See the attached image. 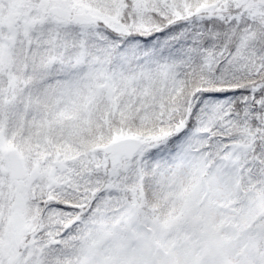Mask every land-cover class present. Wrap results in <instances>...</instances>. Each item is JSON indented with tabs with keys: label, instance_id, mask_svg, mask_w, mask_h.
Listing matches in <instances>:
<instances>
[{
	"label": "rangeland",
	"instance_id": "374dc122",
	"mask_svg": "<svg viewBox=\"0 0 264 264\" xmlns=\"http://www.w3.org/2000/svg\"><path fill=\"white\" fill-rule=\"evenodd\" d=\"M215 2L171 39L140 14L166 19L175 0H0V264H264V141L247 106L231 115L237 97L218 94L199 100L197 129L123 130L190 66L223 84L264 70V0ZM126 137L144 146L115 160L106 148Z\"/></svg>",
	"mask_w": 264,
	"mask_h": 264
},
{
	"label": "trees",
	"instance_id": "16d2710c",
	"mask_svg": "<svg viewBox=\"0 0 264 264\" xmlns=\"http://www.w3.org/2000/svg\"><path fill=\"white\" fill-rule=\"evenodd\" d=\"M177 4L173 3L166 10L167 17L164 19L158 11L152 10L150 18L147 14H140L142 18H147L150 21L152 30L150 32L152 35L156 33H162L171 37V39L176 36L175 33L186 32L183 28L185 27L186 22L195 23L202 21L204 17L203 10L208 8L212 3H216L217 0H175ZM125 3V2H124ZM177 5V6H176ZM238 11L236 8H230L229 10L221 11L218 13L213 11L214 20L223 22L232 21L236 15L235 11ZM131 16H136L139 13L137 2L133 4H126L125 13ZM222 14V16H221ZM213 17H206L204 21L208 23ZM226 18V19H225ZM170 20L169 23H166L167 20ZM189 23V25L191 24ZM179 24H183L180 26ZM149 25V23H148ZM166 26V27H165ZM112 36H115L118 32L115 28H111ZM109 30V27H108ZM197 29H192L187 34H194ZM125 35V33H123ZM161 34V36H162ZM185 34V33H182ZM208 34V33H207ZM180 35V34H179ZM206 37V36H205ZM213 36H210L212 38ZM208 38V36L206 37ZM205 39L204 35L202 40ZM208 46V45H207ZM199 68L190 66L186 68L183 77L181 78L177 89L173 93H169L166 97H162L156 100V103L153 107L152 114L148 117L146 121H140L137 119L133 125L126 124L123 125V130H128L134 132L136 136H156L158 138L161 131H164L165 128L171 126L179 125L180 131L184 130H194L197 127L201 126L200 121V109H199V100L208 96H215L218 94H229L231 93L237 97L236 101L233 100V103L230 107V114H237L239 117L242 116L245 106L249 108V118H248V127L249 134L252 137H256V143L262 145L264 141V111L262 108V103L260 99L262 97V91L264 90V70H261V73H250L245 81L241 79V75H235L232 80L228 83L223 84V82H217L218 80L209 75L208 79L206 75H200ZM199 76H196L195 74ZM215 73V72H214ZM263 75V77H262ZM235 102H238L235 104ZM140 125V126H139ZM231 135L236 137L235 143L244 144L245 140V131L242 129H232ZM238 139V140H237ZM176 140V139H175ZM254 141V140H253ZM121 240V239H119ZM123 241L124 238H123ZM120 245V241L118 242ZM125 244L122 243L121 246ZM119 246V247H121ZM128 246V245H127ZM119 260L118 264H128V260L124 258H116L112 261L116 262ZM111 261V262H112ZM116 264V263H115Z\"/></svg>",
	"mask_w": 264,
	"mask_h": 264
},
{
	"label": "water",
	"instance_id": "95a60500",
	"mask_svg": "<svg viewBox=\"0 0 264 264\" xmlns=\"http://www.w3.org/2000/svg\"><path fill=\"white\" fill-rule=\"evenodd\" d=\"M51 11L59 15H66L65 11H60L58 9H52ZM143 144V141L138 138L126 137L109 144L106 151L109 155L114 156L115 160H118L120 157L131 160L139 149L142 148ZM9 161L12 179L15 181L25 180L27 173L23 160L19 156L11 155ZM55 167L59 172H63L66 169V166L59 163H55Z\"/></svg>",
	"mask_w": 264,
	"mask_h": 264
}]
</instances>
